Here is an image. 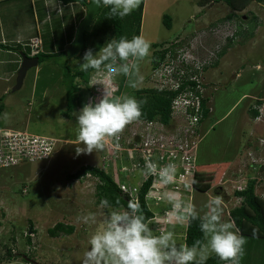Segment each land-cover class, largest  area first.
<instances>
[{
	"label": "rangeland",
	"instance_id": "obj_1",
	"mask_svg": "<svg viewBox=\"0 0 264 264\" xmlns=\"http://www.w3.org/2000/svg\"><path fill=\"white\" fill-rule=\"evenodd\" d=\"M141 2H143V14L140 35L151 46L165 40L167 42L162 46H168L170 42L178 41L175 43H179L178 47L181 48V51L185 50L184 46H189V50L194 49L195 63L200 64L204 57L208 58L212 48L216 50L222 46L233 45L226 49V53L221 55L222 57L217 58L216 64L219 62L217 66L214 64L202 67L201 77L205 85L203 92L204 96L209 97L211 112L206 121L201 123L197 161L198 165L202 166L208 162L218 165L229 163L225 168L228 172L225 173L226 170L223 169L225 175L221 174L220 177L215 176L216 178L212 179L207 178L205 181L206 184L214 183V185L221 186L223 196L228 199V202H224L228 208L241 202V197L234 195L233 191L240 185H244L245 176L236 180L232 179L235 176L239 177L238 173H242L246 168V172L253 177L257 176L258 182L260 181L257 188L260 197H256V200L264 208V142L256 143V150H253V146H249L251 149H248L245 145L247 141L254 143L255 135L263 130L257 124L259 131L257 129L255 130L257 133L254 132L252 136L248 135L246 126L248 112L246 109L252 101L250 97L259 96L261 92L264 97V29L259 31L254 41L246 43L245 46L240 40L238 41V37H243L245 33L259 30L256 21L249 20L253 15H256L257 21L264 22V4L253 2L238 12L241 21L247 23V28L244 31L238 28L239 24L244 28V22L238 21L236 17L230 18V20L223 18L232 11L222 1L208 3L205 6L199 3L200 0H141ZM72 3L74 4L68 6L69 11H73L79 2ZM165 14L169 15L172 20L169 29L164 26L162 21ZM14 16L13 11L11 17ZM23 21L24 30L21 33V39L12 41L14 43L12 45L11 42L5 43L11 46H4L2 49L6 52L2 54L3 62L0 63V97H3L0 101L2 106L0 129L20 132L28 137L48 136L56 141L52 145L50 154L46 157L30 161L21 160L12 166L0 167V264H82L83 252L89 247L88 239L100 227L102 214L108 210H101L100 204L96 201L95 185L99 182L98 178L85 174L78 179L68 180L66 175L76 172L82 165L91 164L109 173L119 186L124 184L127 188L132 185H140L147 174H142L143 170L136 165L137 156L140 157L138 152L131 151V155H128V150H120L121 148L125 149L124 145L130 140L129 127L126 129L125 135H119L121 145L114 148L113 142L110 143L111 137H108L104 141L103 149L93 151L91 154H76V147L80 145L76 140L77 122L73 112L78 113L82 107L76 106L71 117L62 114L66 108V89L62 84V66L66 58L61 56L57 63L53 59L45 60L37 67L29 68L21 87L15 91L12 90L21 63L20 53L15 43L19 42L24 46L23 49L28 54L30 47L29 49L26 47L28 43L25 41L31 35H35L37 31L34 28V18L30 12ZM70 22L72 23V21ZM26 24H30V27L33 25L32 32L25 31ZM13 27L17 28L12 23L8 24L7 30L13 29ZM262 27L264 28V24ZM38 31L37 33L41 37V31ZM63 31L57 33L59 41L56 43L66 49L69 38L65 39L64 36L63 39ZM236 31H238V35H235ZM42 33L49 35V32L45 30H42ZM42 38L46 42L48 41L47 36ZM111 39L110 35L104 37L101 47ZM92 44H96V39ZM47 47V50L52 48L51 46ZM9 50L11 51L9 52ZM152 50L153 47L150 48L149 56L139 62L143 79L138 82L136 88L129 87L127 78L123 75L113 79L112 87L119 86L120 95L127 94L137 99V90L141 88L156 89L153 82L157 73L154 68H151L150 60ZM84 53L82 52L77 58L76 55L71 57L68 65L72 69L80 68L79 64L83 63ZM184 58L190 60L188 56H184ZM94 84L97 88L107 87L106 80L103 85L96 84V81ZM114 91L118 92L117 89ZM92 97L95 101L94 94ZM88 99L87 97L85 101L87 102ZM255 101L257 100L253 99L251 105L255 104ZM260 106L264 112V101ZM5 113L8 114L7 119L4 118ZM185 120L189 121L183 115L171 116L170 122L164 123L165 126L161 131H164L166 127H168L167 131L176 133L182 131ZM213 122L215 123L210 128L209 126ZM250 124L252 123L250 122ZM257 125L254 128H258ZM247 135L252 138L249 137L248 140ZM134 137L136 140L140 138L138 135ZM238 158L241 159L240 162L235 161ZM114 160L117 163V172L111 165L112 162L114 164ZM218 167L219 170L222 166ZM172 182L179 187L182 184L176 179H173ZM161 183L153 184V186L156 188L160 185L167 187L163 194L160 191H155L154 187L153 193H159V198H162L163 201L157 200L155 195L154 199L150 197L151 200L147 202L149 208L155 211L150 225L160 224V231L167 228L172 230L174 227L171 225L181 220L182 216L177 209L179 208L176 205L177 202H180L183 207L189 202L192 203L197 213L202 216L203 212L205 214L208 210L209 199L217 195L219 191L218 188L217 190L215 188L207 194H201L192 189L194 191L192 194L187 191L180 193V188L175 185ZM219 195L221 196V194ZM147 198L149 197L147 196ZM165 205L168 213L164 216V213H160L159 210ZM114 208H120V206ZM90 213L96 216L95 222L85 220V217ZM223 220L229 221L225 217ZM57 222L72 225L74 231L70 234H59L56 237L49 236L47 229ZM27 235L30 236V243L27 242ZM176 244L177 246L181 245L177 242ZM7 249H10L11 253L16 256L22 253L26 254L30 261H24L21 257L6 260ZM241 263H243V259H241Z\"/></svg>",
	"mask_w": 264,
	"mask_h": 264
},
{
	"label": "clouds",
	"instance_id": "obj_2",
	"mask_svg": "<svg viewBox=\"0 0 264 264\" xmlns=\"http://www.w3.org/2000/svg\"><path fill=\"white\" fill-rule=\"evenodd\" d=\"M89 1L90 0H86L84 5L85 12L86 4ZM69 2L72 1H68V3ZM140 3L141 0H93L92 5L98 8H108L109 11L107 15L111 19L113 17L124 18L130 15L140 6ZM74 20H76V18ZM35 38L41 41L39 37ZM223 47L227 46L219 47L216 50L212 48L208 58H203V61L206 62L204 65H214L219 57L218 53ZM150 48V43L142 35H134L131 39L125 36H121L119 39L112 38L95 53L92 49L85 51L83 63L79 64L80 70L88 72L89 69H92L94 72L91 75L89 83L91 86V93L88 96V101L82 106L78 113L73 112V116H75L77 122L76 140L78 145H80L76 147L77 155L91 154L93 151L103 149L106 138L114 137L118 139L119 134L127 125L137 121L141 117V105L147 103L146 99L137 100L135 97L127 94L120 95L119 86H117V88L113 86L112 91L108 89V84L107 87L97 88L94 86V82L96 81V84L103 85L106 80V83H112L114 85L113 79L119 75H123L127 78L128 86L136 88L138 82L143 79L140 73L139 62L149 56ZM165 49L166 48H164V50ZM171 50L173 49H169L165 52L164 60L159 66V69L170 59L186 52L181 51L179 47L175 49L174 52H171ZM188 54L191 56V64L189 65L191 66L190 68H192L196 64L195 56L194 53L191 52ZM33 55L34 53H32L31 50L29 56ZM213 58L214 60L212 61ZM154 69L157 71L159 70L156 68ZM193 72H195V70H193ZM188 76L189 73L186 71L178 75L181 83L183 82L182 80H187ZM206 85L208 84L206 83ZM155 88L162 90L157 87ZM98 89L103 90V95L101 98H98V102H96L93 101L92 95H96ZM114 89H117L118 92H115ZM165 89L177 92L179 90V88L178 90ZM90 99L91 101H89ZM258 111L260 114L263 113V110L260 108H258ZM7 117L8 114L5 113L4 118L7 119ZM260 118L261 117H257V120ZM201 123H203V121ZM201 123L198 128H201ZM200 137L201 135H199V138ZM261 138H258V142H264V139L262 140ZM81 145H83V147H81ZM197 152L198 149L196 151V163L198 164ZM145 169L146 172L142 169V174H154L157 172L158 165L152 162H146ZM175 171L176 166L171 163L160 168V182H170ZM248 179H256V188L259 183L257 176L253 177L251 174H247V176H245L244 185H240V187L235 190H243ZM192 184L193 188L188 187L186 190L190 194L196 189L193 181ZM140 185L137 187L139 188ZM151 185L152 181L148 192H153V187ZM215 188L217 190V187ZM215 188L213 187V189ZM255 188L254 194L256 198L258 193L256 194ZM148 192L146 193L147 202L151 200V198H147V196L151 197L148 195ZM160 192L163 194L164 190H160ZM219 194H222V192H218L217 195L209 199L207 203L208 211L202 216L197 213L192 203L189 202L185 204V207L181 206L180 202L176 203L179 207L177 209L181 211L184 208L190 220H199V229L202 233V239L195 240L191 246L187 244L177 246L174 233L171 231H159L160 234L154 233L153 229L150 227L151 220H146L145 216L142 214L140 205L135 203L137 200V191L132 195H126L134 200V202H128L126 209L121 206L120 208H114L107 199H102L99 207L101 210L107 209L108 211L102 214L100 227L94 231L88 239L89 247L83 252L82 264H205L206 260L211 255H215L220 261L225 262V264H241L247 238L240 234L234 221H224L222 219L224 196L222 194V197ZM159 196V193H156L157 200L161 201L162 198H159ZM153 197L155 196L153 195ZM118 203L117 201V204ZM167 213L168 210H166L164 216ZM85 220L95 222L96 216L90 213L85 217ZM257 232L258 229H253L254 237Z\"/></svg>",
	"mask_w": 264,
	"mask_h": 264
},
{
	"label": "trees",
	"instance_id": "obj_3",
	"mask_svg": "<svg viewBox=\"0 0 264 264\" xmlns=\"http://www.w3.org/2000/svg\"><path fill=\"white\" fill-rule=\"evenodd\" d=\"M64 3L68 1H78L80 6H84L86 3V0H62ZM224 2L227 6L230 7L232 10V13H229L226 15L228 18L235 17L237 20H242L241 16L239 15V11L245 9L251 2H259L264 4V0H200V4L202 6H205L208 3H216V2ZM109 9L106 7H100L98 8L96 14L92 18V20L89 22V24L86 26L84 30V45L80 49L79 53L76 55V58L78 55H80L82 52H85L88 49H92L93 51H97L101 48V45L103 44V38L106 36H111V38L119 39L121 36H125L128 39H131L134 35H140L141 31V21H142V14H143V2L140 3V6L136 8L130 15L119 18V17H113L109 18L107 13ZM85 11L81 9L79 13L76 14V20L72 23L69 22L65 23V27L61 24L62 18L58 16L56 19L52 18L49 24H46L47 28L45 27L43 30L47 31L49 30V35L47 33L41 32V41L39 43V46L36 47L37 52L34 53L33 56L38 57L37 65L34 67H37L38 64L45 60L53 59L57 63L58 58L61 56L66 58L65 63L63 64L62 68V84L64 85L66 92V108L64 111H62L63 115H66L67 117H71V114L76 106H83L86 101L85 99L90 95L91 93V86H90V79L91 75L94 72V70L89 69L88 72H83L80 70V68L72 69L69 65V59L71 57L66 56L67 49L61 47L59 43H56L59 41L58 39V32H62V37L64 39L69 38V44L71 43L76 26L79 22V20L84 16ZM63 18H65L62 15ZM252 20H256V15H253ZM163 24L164 26L169 29L172 25V20L169 15H163ZM63 27V29H61ZM50 28V29H49ZM70 29V31H69ZM239 31V30H238ZM238 31L235 32V35H238ZM52 34H51V33ZM66 32V34H65ZM69 32V34H68ZM252 33V32H251ZM250 33V34H251ZM65 34V35H64ZM69 35V36H68ZM48 37V41L46 42L43 40L42 37ZM68 36V37H67ZM96 39V44L93 45L92 42ZM14 42V41H13ZM11 42V45L14 44ZM29 44L26 46L29 49L28 54L25 52V49H23L24 46H22L19 42L15 43L16 48L18 49V52L24 53L26 55H30V51L32 50V46H30L31 41H25ZM165 41H162L160 43H154L151 47H153V50L151 51L150 60H151V68L159 69V66L161 65L162 61L164 60L165 52L169 49L171 52L175 49H178L179 43H175L176 41L170 42L168 46H162ZM9 43V42H7ZM56 43V45H55ZM68 44V45H69ZM7 45L5 43H0L1 48L4 46H11ZM47 46H51V50H47ZM55 46V47H53ZM170 46V47H169ZM186 47V48H185ZM189 46H184V51H189L191 53H194V49L189 50ZM14 48V49H16ZM164 48H166L164 50ZM227 47H223L218 55L221 56L225 53ZM11 50H9L10 52ZM15 54V53H14ZM68 58V60H67ZM2 59V58H1ZM3 62V61H2ZM217 61H215L216 64ZM191 66L189 65L188 68ZM204 84L197 82L196 80H185L181 83L180 88L182 90H185V88H188L191 92H194V94L198 95L200 97V106H199V114L201 115V118L199 122L205 120L206 117L210 114V107H209V97L207 96H200L201 93H199V89H204ZM177 91H170L166 89L158 90L154 88H141L136 91L137 94V100H147V103L141 105V111L142 115L138 120L143 121H159L161 123H169L171 119V101L172 98L176 95ZM3 97H0V101H2ZM2 106L0 105V109ZM249 114L251 117L257 116V112L254 109L249 110ZM197 135H201V128H198L196 131ZM228 163H225L219 170H218V164H211L206 163L205 165H198L196 163L195 166V173H194V179L193 183L194 186L199 189L202 188V181H206L208 179H212L215 176H219L221 172H223ZM200 168V169H198ZM205 168V169H203ZM85 174H89L91 176H94L98 178L99 182L95 185V196L97 203L100 204V201L102 199H107L112 207L121 206L122 208H127L128 202L132 200L131 198L127 197L125 194L121 192V189L115 182V180L110 176L109 173H106L104 170L99 168L98 166H94L91 164L82 165L79 167V169L74 172L67 174L66 177L68 180L78 179L82 177ZM216 178V177H215ZM152 177L148 176L146 177L143 182L141 183L140 187L137 190V200L135 203H138L140 205L142 214L145 216L147 221H150L155 216V211L151 208H149L147 200H146V193L148 192V189L150 187ZM206 184V183H205ZM256 184V179H248L245 187L243 190H235L234 194L236 196H239L242 198L240 204L235 205L230 209V218L232 221H234L236 228L241 229L242 223L247 222L251 224L252 226H255L261 233L264 234V209L261 206L262 204H259L256 201L255 194H254V188ZM117 201L119 202L117 204ZM163 201V200H161ZM164 208H160V213L166 212V205L163 206ZM249 208L251 210V213H248L246 210ZM199 214V213H198ZM160 225V224H156ZM169 226V225H166ZM31 227V225H30ZM168 230L165 229L164 231ZM74 231V227L72 225H66L62 222H57L54 226L47 229V234L51 237H56L59 234H70ZM170 231V230H168ZM157 234H160L159 231ZM184 244H187L191 246L195 240L202 239V233L199 229V220H190L187 216V222H186V228L184 232V237H182ZM27 242L30 243V236L27 235ZM177 243H181L179 237H176ZM18 257H21L24 261H30L29 256L26 254H19L14 255L11 253L10 249H7V256L6 260H12L16 259ZM225 262L220 261L215 255L210 256L205 264H223Z\"/></svg>",
	"mask_w": 264,
	"mask_h": 264
},
{
	"label": "built area",
	"instance_id": "obj_4",
	"mask_svg": "<svg viewBox=\"0 0 264 264\" xmlns=\"http://www.w3.org/2000/svg\"><path fill=\"white\" fill-rule=\"evenodd\" d=\"M30 46H32V53L37 52L36 47L39 45L40 41L38 38H34L31 41ZM188 56L191 60V56L188 53L178 55L170 59L166 64H163L160 69L156 70V75L154 76V86L159 89H171L178 90L181 85V80L178 77L180 73L185 71L189 73L187 80H196L197 82L203 83L202 79V67L204 63H196L192 68L187 66L191 64V61L184 58ZM181 57V58H180ZM195 70V72H193ZM183 82L185 81L182 80ZM108 89L112 91V83H107ZM200 96L204 95L203 88L199 89ZM103 95V90L96 91V102L98 98ZM200 97L194 92H191L188 88L185 90L179 89L176 95L171 101V116L176 117L178 115L186 116L188 120L183 121L185 125L183 130L179 132L161 131L164 123L159 121H143L137 120L127 125L124 130L119 135H125L126 129L129 127L128 135L131 136L130 140L125 146L128 150V155H131V151H136L139 153L140 157L137 156L136 165L146 171L145 163L152 162L158 165L157 172L154 174H147L146 177H152V187L153 184H158L160 182L159 169L168 165L169 163L176 166L175 174L170 182L166 184L175 185V187L180 188V193L185 192L188 187L193 188V178L196 166V150L198 147V138L196 131L200 124L199 120L201 115L199 114ZM91 101V99L89 100ZM156 122V124H155ZM140 136L136 140L134 136ZM121 138L111 137L110 143L115 148L117 145H121ZM164 140V141H163ZM56 139L50 138L48 136H33L28 137L22 135L20 132H11L10 130L0 129V167H8L18 163L21 160H36L38 158L46 157L50 154L52 145L55 143ZM123 144V143H122ZM109 146V143L107 144ZM113 169L117 172V163L112 162ZM125 168V167H124ZM173 179L181 181L182 184L177 186ZM143 181V180H142ZM158 182V183H157ZM118 185V182H116ZM162 184V183H161ZM159 185V184H158ZM179 185V184H178ZM119 186V185H118ZM121 192L125 195L134 194L138 187L128 186L127 188L124 184L119 186ZM167 187L160 185L158 188L154 187L155 191L164 190ZM151 198L156 195V192H148ZM158 197V196H157ZM150 198V197H149ZM153 199V198H152ZM159 199V198H158Z\"/></svg>",
	"mask_w": 264,
	"mask_h": 264
},
{
	"label": "crops",
	"instance_id": "obj_5",
	"mask_svg": "<svg viewBox=\"0 0 264 264\" xmlns=\"http://www.w3.org/2000/svg\"><path fill=\"white\" fill-rule=\"evenodd\" d=\"M73 4L74 3H72V2H69V3L65 2L64 3L62 0H0V43H2V42L3 43H7V42H12L14 40L21 39V37H22L21 33L24 30V26H23L24 21L23 20H24V17L29 12L31 13L32 17L34 18V28H35V30H37V31L40 30L41 32H42V30L45 27L47 28L46 24H49L52 18L56 19L58 16H60L62 18V22H61L62 25L67 23V21L69 22V20L74 22L75 21L74 19L76 18V14L81 11L82 6H80V4L78 3V5L74 8L73 11H69L68 10V6L69 5H73ZM250 4H253V2H251ZM83 10L85 11L84 7H83ZM13 11H14L15 16L11 17V14H12ZM228 14H226V15H228ZM62 15L65 18H63ZM226 15L223 17L226 20H230V18H235L236 17L235 16V17L228 18ZM251 20L252 19H250L249 21H251ZM4 22L6 24H3ZM240 22H244L243 23L244 28H242V26H240V24L238 22L239 30L243 29L245 31L246 28H247V23L245 21H241V20H240ZM11 23L16 25L17 28L15 29V27H13V29L7 30L8 24H11ZM263 24H264V22H261L260 20L257 21L256 25L259 28V30L258 31L255 30L251 34L250 33H245L243 37H238V41L240 40V42L243 44V46L247 45L246 43L254 41L255 38L258 36L259 31L261 29H264L262 27ZM25 31L27 33L32 32L33 31V25L30 27V24H26ZM37 31H36L35 35H31L28 38V40H27L28 42L31 41L32 38H35V37H39L40 40H41V37H40L39 33H37ZM47 31H49V30L47 29ZM65 34H66V32H65ZM12 38H14V39H12ZM230 46H233V45H228L226 49H228V47L230 48ZM1 47L2 46H0V63H2V59H1L2 58L1 57L2 54H5V52H6V51H3L2 50L3 48H1ZM218 64H219V62H218ZM218 64H216V66ZM256 66H259V65L256 64ZM261 68H262V66H261ZM237 73H238V71H237ZM261 93H260L259 96H254L253 95L252 97H250V99H252V101H253V99H256L257 101H255V104H253V105H251V103H252V101H251L250 105L246 109L247 112H248V110L250 108L254 109L257 112V116H255L253 118L251 117V115L248 112V118H246V120H248V122L246 123L248 135L252 136V134L254 132L257 133V131H259V126H260V128L263 129L259 134L255 135L256 138L254 139V143H252L250 141H247L245 143L246 148L251 149V148H249V146H253L254 147L253 150H256L255 146L257 145L256 143H258V140H259L258 138H261L262 136H264V134H263L264 133V112L262 114H260V112L258 111V108L261 107L260 105L264 101V97L261 95ZM209 107H211V106L209 105ZM210 110H211V108H210ZM257 117H261V118L259 120H257ZM207 118L208 117H206L204 121H206ZM215 122H213L209 127L211 128L212 125ZM250 122L252 124H250ZM248 124H250V125L248 126ZM256 125H257L258 128H256V127L254 128V126H256ZM255 130H257V131H255ZM248 135H247V138L249 140V137L250 138H252V137L248 136ZM235 161L240 162L241 159L238 158V160L236 159ZM224 164H222L221 166H223ZM224 172L225 171L221 172L220 175L221 174L225 175V173H227L228 171L226 170V172L225 173ZM238 174H240L239 177L235 176V178L232 179V180L239 179L243 175L247 176V174H249V173L246 172V168H245L242 173L240 172ZM220 175L218 177H220ZM213 185H214V183L205 184V181H202V188H199V189L196 188L194 191L197 192V193H201V194H207L209 191H211V189L213 190V187L214 188L217 187L218 190H219L218 192H222L221 189H220L221 186H218L217 184L214 185V186ZM258 185L255 188L256 194H257ZM221 196H222V194H221ZM225 197H223L222 219L225 217L229 221H232L230 219V215H229L230 214L229 213L230 212V208H228L226 203H224V202H228L227 201L228 199H226ZM256 197L259 198L260 196L257 194ZM183 211H184V208L181 211H179L180 215L182 216V218H180L181 219L180 221L178 220V222H176L174 224H172L173 223L172 222L171 223L172 225L169 224L172 227H174L172 230H170L171 232L174 233V238L179 237V239L181 241V244H184L182 237H184V232H185L186 222H187V216H188L186 214V212L182 213ZM246 211L248 213H251V210L249 208H247ZM203 214H204V212H203ZM150 227L153 229L154 233H156V234L158 233V231H160V229H159L160 225L152 224V225H150ZM253 229H257V228L255 226H252L251 224H249L247 222L242 223L241 229H239L240 234H242L244 237L247 238V243L244 246V248H245L244 256L242 257L243 263H241V264H264V234L261 233L258 230L256 236L254 237L253 236ZM223 264H225V263H223Z\"/></svg>",
	"mask_w": 264,
	"mask_h": 264
},
{
	"label": "water",
	"instance_id": "obj_6",
	"mask_svg": "<svg viewBox=\"0 0 264 264\" xmlns=\"http://www.w3.org/2000/svg\"><path fill=\"white\" fill-rule=\"evenodd\" d=\"M92 4H93V0H90L86 4L85 15L77 24L73 40L67 48V51H66L67 57H73L77 55L80 49L84 45V30L98 10V7ZM37 62H38V57L28 56L24 53H21V63H20L19 69L17 70L16 82L14 86L12 87L13 91L21 87L27 70L31 67L36 66Z\"/></svg>",
	"mask_w": 264,
	"mask_h": 264
}]
</instances>
